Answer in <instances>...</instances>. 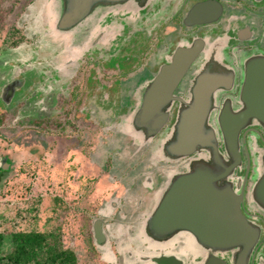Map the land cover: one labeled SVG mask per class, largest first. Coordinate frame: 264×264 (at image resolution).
I'll list each match as a JSON object with an SVG mask.
<instances>
[{
	"label": "rangeland",
	"instance_id": "rangeland-1",
	"mask_svg": "<svg viewBox=\"0 0 264 264\" xmlns=\"http://www.w3.org/2000/svg\"><path fill=\"white\" fill-rule=\"evenodd\" d=\"M52 1L0 0V86L14 72L22 80L14 100L0 101V231L49 230L74 252L75 264H126L117 251L131 243L110 236L96 244L90 229L107 202L134 194L137 172L150 167L149 151L157 152L148 141L140 146L127 124L137 99L128 79L151 63L156 38L151 33L141 45L149 27L140 18L129 22V14H110L94 27L86 18L57 32ZM118 31L122 38L113 37ZM110 101L126 104L122 123ZM150 191L142 189L141 199L152 200ZM9 247L6 239L1 249Z\"/></svg>",
	"mask_w": 264,
	"mask_h": 264
},
{
	"label": "flooded vegetation",
	"instance_id": "flooded-vegetation-1",
	"mask_svg": "<svg viewBox=\"0 0 264 264\" xmlns=\"http://www.w3.org/2000/svg\"><path fill=\"white\" fill-rule=\"evenodd\" d=\"M141 1L143 2L140 3L137 0L131 5L128 3L127 9H118L110 13L116 19L129 14V18L126 17L129 22L135 18L144 21V26L149 29L144 37L142 36L141 45L144 42L147 43L146 39L151 33L156 38L154 44L156 48L150 56L151 63L144 65L143 72H135L128 79V81L132 80L135 95L148 85L160 65L170 62L177 47H188L193 43H199L200 49L173 87L172 98L162 108L166 112L164 122L153 135L145 138V141L153 145L157 152H153V149L149 151L150 167L137 172L140 178L136 179V183L133 182L132 186L136 187L134 194L126 202H119V205L114 200L107 202L106 210L96 218L101 221L104 241L110 236H117L133 245L132 247L131 244L125 243L121 251H117L126 264H153L149 263V259L143 258L158 254L173 255L180 261L179 264H203L208 255L221 257L225 264H230L233 249L219 251L203 248L195 243L192 234L184 230L167 235L164 241H161L162 243L153 241L151 236L145 233L143 224L155 206L156 201L154 203L153 198L160 197L161 194L157 195L158 191L162 190V193L176 175L189 171L195 162L212 163V153L208 148L195 146L193 151L178 155L170 154L164 149L165 143L172 137L179 111L191 103L193 86L197 76L204 70L217 78L209 92V105L204 124L212 131L218 155L224 163L229 164L230 157L225 150L219 125L221 112L237 113L245 108V102L241 97L245 63L252 57L264 55V0ZM203 2L210 6L217 5L214 16L205 19L204 17L207 16H202L200 20L192 22L185 21L189 10ZM166 25H170L171 29L163 36L160 32ZM125 27L123 24L120 28L123 33ZM118 36L122 38L123 34L120 35L119 31L116 34L113 33V37ZM127 40L128 38L124 42ZM124 45H119L118 48H123ZM137 47L135 46L134 51H137ZM114 52L117 57L122 51L117 49ZM129 58L136 61L133 57L129 56ZM153 60H155L154 63ZM236 145L237 161L216 183L226 182L235 194L241 195L240 211L254 224H256L254 221H261L263 227L257 224L261 237L264 236V213L251 200L250 193L254 181L263 170L264 126L262 121L250 116L242 124H238ZM147 177H151L150 183H147ZM142 189L147 192L152 190L148 196V198L152 197V200L141 199ZM130 214H139L141 217L137 219L140 218L141 221H124L125 216ZM115 215L117 220L114 219ZM90 230L93 237L92 229ZM262 251L261 242L253 256L247 257L246 264H259ZM130 252L131 258L128 256Z\"/></svg>",
	"mask_w": 264,
	"mask_h": 264
},
{
	"label": "water",
	"instance_id": "water-1",
	"mask_svg": "<svg viewBox=\"0 0 264 264\" xmlns=\"http://www.w3.org/2000/svg\"><path fill=\"white\" fill-rule=\"evenodd\" d=\"M135 2L137 0H53L57 14L54 30L66 31L86 18H91L89 24L94 27L105 21L106 16L114 10L127 9L129 4ZM97 8L99 11L91 15ZM216 8L217 5L200 3L189 10L185 21L200 20L202 16H207L204 19L212 18ZM199 49V43L177 47L170 62L160 65L148 85L136 94L135 107L129 113L127 124L137 132L140 146L164 122L166 112L162 108L172 98L173 87ZM214 77L205 70L197 76L192 90L193 99L179 111L172 137L164 145L165 151L174 155L189 153L195 146L208 148L212 153V163L195 162L189 171L176 175L157 198L143 228L157 242L164 241L167 235L175 231L184 230L192 234L195 243L203 248L219 251L233 249L230 264H246L247 257L253 256L262 242L259 264H264V236L260 237L257 224L242 215L239 208L241 195L235 194L226 182L216 183L238 159L237 125L253 116L264 126V55L252 57L245 63L241 87L245 108L237 113L221 112L219 125L225 150L230 157L229 164L224 163L218 155L212 131L204 124L209 92L217 79ZM20 80L15 79L3 87L0 97L5 103L10 99L12 85L20 86ZM250 198L264 213V159L263 170L252 185ZM100 223V219L95 218L91 224L96 244L105 242ZM143 259H149V263L153 264L180 263L170 254ZM203 264H225V261L221 257L208 255Z\"/></svg>",
	"mask_w": 264,
	"mask_h": 264
},
{
	"label": "trees",
	"instance_id": "trees-1",
	"mask_svg": "<svg viewBox=\"0 0 264 264\" xmlns=\"http://www.w3.org/2000/svg\"><path fill=\"white\" fill-rule=\"evenodd\" d=\"M14 73L1 82L0 94L7 84L20 79L16 78ZM20 81L22 83V80ZM18 88V84L12 85L8 102L14 100ZM0 101L6 104L2 97ZM109 104H112V117L117 118L116 123L125 121L123 116L128 109L125 112L122 107H126V104H123L121 108H118L113 101ZM6 239L10 247L3 252L1 247ZM0 264H75V255L71 249L63 248L59 236L49 230L9 231L4 234L0 231Z\"/></svg>",
	"mask_w": 264,
	"mask_h": 264
},
{
	"label": "bare ground",
	"instance_id": "bare-ground-1",
	"mask_svg": "<svg viewBox=\"0 0 264 264\" xmlns=\"http://www.w3.org/2000/svg\"><path fill=\"white\" fill-rule=\"evenodd\" d=\"M114 237L118 242H120L121 239H119L117 236H111ZM123 241V240H122ZM104 256L106 258H110L111 257V253L108 249H104Z\"/></svg>",
	"mask_w": 264,
	"mask_h": 264
}]
</instances>
